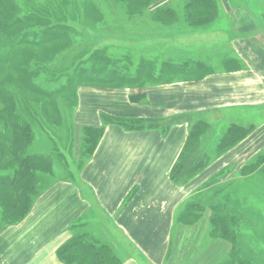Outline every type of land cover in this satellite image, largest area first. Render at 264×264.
<instances>
[{
  "label": "rangeland",
  "instance_id": "1",
  "mask_svg": "<svg viewBox=\"0 0 264 264\" xmlns=\"http://www.w3.org/2000/svg\"><path fill=\"white\" fill-rule=\"evenodd\" d=\"M191 2L11 0L9 5L17 17L25 16L31 7H45L44 10L49 9L52 14L44 17L66 27L68 33L65 42L58 49L51 50L50 57L42 59L41 65H36L35 58L38 53H45L43 49L24 46L20 51L12 52L0 47V57L13 54L14 61L30 74L28 78L33 85L26 91L22 80L11 83V78L1 84L0 231L22 222L35 199L45 191L63 185L72 189L76 185L79 173L102 139L97 146L86 144L87 127H104L105 130L109 124H117L114 119L118 116L102 113L101 107L99 113V106L94 107L93 92L130 90L134 92L133 101L140 103L146 99L143 94L160 87L158 78L165 83L178 80L189 86H199L208 67L221 70L222 64L231 61L227 53L231 47L228 41L244 35L242 29L250 30L244 32V36L250 39L259 31L264 36V0H212L214 10L208 13L205 21L190 17ZM37 28L29 27L28 30ZM221 29L224 30L222 37L226 32L231 37L226 41L228 43L221 48L214 43L213 49L208 50L204 35L208 30ZM40 32L19 37L41 41ZM186 60H203L206 68L199 71L195 66L192 69L185 64ZM142 88L144 92L137 93ZM2 95L10 102L3 103ZM253 111L255 115L250 119L241 117L231 121L240 125H247L250 120L264 123V109L259 112L255 108ZM85 113L89 115L86 120L92 124L100 116L102 125L85 124ZM202 116L204 121H201L209 127L199 136L192 169L187 177H183L188 179L175 181L182 186V196L186 197L178 208L170 242L160 241L157 246L149 248L142 243L117 247L116 251L124 261L131 260L127 264H264V137L260 149L259 143L246 152L250 154L259 149L255 160L246 162L261 160L262 166L259 165L258 169L244 172L246 164L238 167L235 162L237 154H233L232 157L226 156L227 165L217 167L218 172L208 177L212 168L208 170L207 164L206 168L198 169L197 164L208 163V158L213 160L225 153L221 152L220 142L227 135L231 121L220 122L224 120L221 118L215 122L212 119V125L207 121L208 113ZM119 118L132 124V130L155 127L162 121L164 130L170 129L178 120H188L192 124L198 121L183 112L159 120L155 117ZM14 122L22 126L19 131H12L13 126L16 127ZM25 126L30 134L25 131ZM248 157H241L239 160L244 162L238 161L239 164L245 163ZM24 162H29L34 172L20 177V188L13 191L7 180ZM195 178L196 182L192 183ZM228 200L231 205H237L234 209H225L226 212L236 211V215L233 219L227 214L226 221L218 229L212 220L213 212L220 209L216 206ZM229 228L236 231V242L228 234L231 232L227 233ZM84 239L92 243L90 238ZM117 258L120 262L121 259ZM65 261V264H77L70 257Z\"/></svg>",
  "mask_w": 264,
  "mask_h": 264
},
{
  "label": "crops",
  "instance_id": "2",
  "mask_svg": "<svg viewBox=\"0 0 264 264\" xmlns=\"http://www.w3.org/2000/svg\"><path fill=\"white\" fill-rule=\"evenodd\" d=\"M222 31L208 30L204 41L208 40V50L213 49L214 43L222 47L229 42L227 53L231 61L227 62L231 64H222L221 70L208 67L199 86L178 80L165 83L158 78L160 87L143 94L146 99L140 103L133 101V91L110 89L93 92L94 107L98 105L99 113L103 110L106 115L157 120L183 112L188 118L193 115L197 123L204 121L202 114L208 113L209 124L212 119L218 122L224 118L220 121L224 122L252 118L253 109L259 112L264 109V36L259 31L250 39L244 36L250 30L244 28V35L232 39L227 32L222 37ZM221 53L224 54L223 50ZM143 92L142 88L137 93ZM88 117L85 113L83 119ZM101 119L96 117L93 124L102 125ZM86 121L85 124L93 125ZM163 122L139 130H127L118 124L106 126L72 189L63 185L45 191L35 199L22 222L10 226L6 232L0 231V264H65L60 258V248L79 236L90 238L98 247L107 246L114 257L122 260L121 264L131 260L124 261L117 247L142 243L149 248L160 241L170 242L178 208L186 197L182 196V186L172 180L171 172L193 124L178 120L164 130ZM248 123L231 121L229 126L253 127L252 133L228 153L199 164L204 168L208 164V170L212 168L208 177L218 172L217 167L227 165L226 156L237 154L235 162L242 167L258 155L264 123L251 120ZM259 143L258 150L246 153ZM244 156L250 159L239 164L238 161L244 162L239 160Z\"/></svg>",
  "mask_w": 264,
  "mask_h": 264
},
{
  "label": "trees",
  "instance_id": "3",
  "mask_svg": "<svg viewBox=\"0 0 264 264\" xmlns=\"http://www.w3.org/2000/svg\"><path fill=\"white\" fill-rule=\"evenodd\" d=\"M10 3L11 0H0V43H1L0 47L9 51L17 50L16 52L20 51V49L23 48L24 46L31 47V49L34 48L43 49L45 50V53L44 54L38 53L35 58L36 65H41V63L43 62L42 59H45V57H50L51 50L58 49L61 46V44L65 42V37H66V33H68V29L54 21L49 22L48 18L46 19L44 15H48L49 17V14H52V12L49 11V9L44 10L45 7H31L30 9H28L29 11L26 12L25 16L17 17L14 14L13 9L9 5ZM213 10H214V5L212 0H192L191 4L189 5L190 17L197 20H203V21L207 20L208 13H211ZM34 26H38L39 28H37L34 31L28 30L29 27H34ZM39 31H41L40 34H42L43 37L40 38L41 41L35 40L31 37L30 38L19 37L22 34L29 37L31 34L38 33ZM14 60L15 57L13 54H11V56L4 55L0 57V96L2 91L1 84L2 82H8V80H10L9 78L12 79L11 83L15 81L19 82L22 80V83L25 85L26 91L31 90L30 88L33 87V85H31L32 83H30V79L28 78L30 74H28L25 68L19 66L17 62H15ZM184 62L185 64L190 65V68L192 69H194L196 66L199 71L201 68H206L204 62H200V61H190V62L184 61ZM40 93H35V94H40ZM2 99H3V103L10 102L8 99L4 100L3 95H2ZM117 118L118 119H114V121L118 125L122 126L123 128H126L127 130L134 129L131 127L132 124H130L129 122H124L123 120H121V118L119 117ZM14 124L16 125V127L13 126L12 129L13 132L19 131L22 128V126L17 125L15 122ZM208 127H209L208 124L204 123L203 121L195 123L191 126L189 135L187 137L185 146L181 152L180 158L178 162L175 164L174 168L172 169L171 172L172 180L180 182L179 180L180 178L182 179L181 181H186L188 179L183 177H187L188 173L191 171L193 165V157L195 156L194 154L196 151L199 136L202 130L208 129ZM24 129L27 133L29 132L30 134V130H28L27 126H25ZM252 131H253V127L246 128L232 124L228 128L227 135L220 142L221 152H226L233 149L237 144H239L241 141L249 137ZM103 135H104V127L96 128V129L87 127L85 142L86 144L93 143L95 146H97L98 141L102 138ZM7 142H9V139H7ZM257 161L254 163L246 164L243 167L244 172H248V171L253 172L254 170L258 169V166L261 165L262 162L261 160H259L260 162ZM198 164L204 165L205 163L202 162ZM198 164H197L198 169L203 168L201 167V165ZM31 169L32 167L29 164V162L27 163L24 162L21 164V167L19 168L18 171H16L14 176L7 180L9 181V183H11L12 186L11 189H14L13 191L19 190L20 185L18 183L20 177L21 178L25 177V173L28 175L34 172ZM21 191L22 189L20 190V193ZM236 205H231V201L228 200L226 203L223 202L221 205L215 207V208L220 207V209L218 210L215 209L212 215V220L214 219L218 229L221 227L220 225L226 221L225 218L227 214L230 215L231 217L233 216L234 219V215H236V211L234 212L230 210L229 212H226L225 209H234ZM236 223L235 226L237 225ZM226 231L227 233L229 231L231 232L228 234H231L233 241L236 242L237 239L236 231L231 228L227 229ZM59 254L63 262L65 261L66 257H70V260L74 259L76 260L74 262H77L78 264H119L120 263L119 259L111 254L107 246L102 245L100 247H97L93 243H87L84 239V236H79L77 238H74L70 240V242L63 245L60 248ZM70 264H73V262H71Z\"/></svg>",
  "mask_w": 264,
  "mask_h": 264
}]
</instances>
